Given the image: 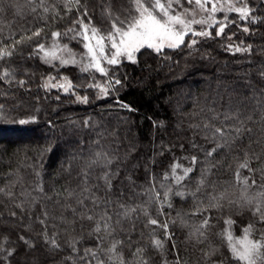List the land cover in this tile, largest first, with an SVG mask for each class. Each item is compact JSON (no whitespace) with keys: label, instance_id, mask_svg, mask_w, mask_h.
I'll return each instance as SVG.
<instances>
[{"label":"snow or ice","instance_id":"6c2138e0","mask_svg":"<svg viewBox=\"0 0 264 264\" xmlns=\"http://www.w3.org/2000/svg\"><path fill=\"white\" fill-rule=\"evenodd\" d=\"M254 12L248 0H0V83L26 89L29 70L17 60L28 49V59L54 69L78 68L88 81L79 85L63 74L48 75L40 85L46 93H70L75 102L87 105L89 95L77 91L84 87L94 92L95 100L112 99L121 110L135 112L114 96L125 86L126 75H119L124 62L137 64L144 49L160 56L165 49L186 48L192 55L201 40L219 37L229 41L225 51L251 55L252 45L232 42L235 33L226 34L225 29L235 24L250 33L249 25L264 23ZM65 21L64 27H56ZM257 75L264 81V63ZM17 107L14 103L6 110L0 102V120L12 119L21 126L38 120L36 115L16 120L10 112ZM192 115L201 118L188 123L194 150L185 157L188 164L174 159L160 177L149 174L147 187L123 167L134 148L118 157L116 149L102 143L116 133L107 125L100 130L91 117L81 126L95 127V135L75 142L59 174L49 176L52 183L44 182L39 156L9 164L0 181V264H18L21 253L6 234L13 224L31 229L55 264H193L175 242L172 226L177 224L187 229L183 243L195 256L194 264H264V84L251 85L240 100L229 95L220 107H201ZM161 125L153 121L154 127ZM48 126L55 127L51 121ZM201 158L207 162L203 170L196 168ZM21 170L36 179L26 181ZM229 172L230 178L220 179ZM177 198L192 207L162 221L159 217H169L165 209H174ZM245 209L252 221L241 236L232 231L236 220L231 214L224 216L219 232L213 231L218 215ZM191 218L197 219L189 222ZM213 235L224 242L226 252ZM17 238L24 254L37 249L30 236ZM166 243L171 247L166 249Z\"/></svg>","mask_w":264,"mask_h":264},{"label":"trees","instance_id":"16d2710c","mask_svg":"<svg viewBox=\"0 0 264 264\" xmlns=\"http://www.w3.org/2000/svg\"><path fill=\"white\" fill-rule=\"evenodd\" d=\"M248 2L255 8L254 15L264 18L262 0ZM65 24L66 21L56 27L62 28ZM249 27L252 31L244 33L232 24L225 32L235 33L232 41L234 43L238 44L243 40L245 45L251 44V55H233L225 51L224 45L229 41L224 37L207 40L197 38L201 40L196 45L199 51L192 55H189V49L186 48L182 51L165 49L160 56L144 49L137 56V64L124 62L120 66L119 75H126L125 86L114 96L115 99L124 101L138 110L135 112L121 110L112 99L95 100L94 92L84 87L78 88L77 91L81 95H89L90 102L87 105L75 102V97L70 93L62 94L55 90L46 93L40 85L48 75L63 74L79 85L88 81L78 68L54 69L38 59H28V49H25V58L17 60V64L29 70V83L26 89L0 83V102L4 103L6 110H11L14 103L19 105L10 112L16 120L28 115H36L38 120L23 126L13 123L12 119L0 120V181H3V173L8 170L9 164L19 165L25 156H39L44 162L41 173L44 182L46 185L52 183L49 176L56 177L59 174L66 159L65 154L72 151L75 142L89 140L95 135V127L89 129L81 126L83 120L88 117L100 126V130L107 125L109 132L116 133V136L106 135L102 143L109 150L116 149L118 157L123 158L130 146L134 148L123 167L136 178L138 184L143 183L147 187L149 174L160 177L174 159L187 165L188 160L185 157L194 152L190 147L193 135L188 123L190 120L195 122L201 118L192 113H198L201 107H220L229 95L234 101L240 100L249 92L251 85L258 88L264 84L257 75V69L264 63V23L251 24ZM73 46L77 51L81 50L79 46ZM57 96L60 97L59 100L56 99ZM221 97L223 99H220ZM218 99L219 104L215 103ZM110 104L111 107H102ZM49 121L54 128H49ZM153 121L158 124L162 122V125L154 127ZM196 139L203 143L200 137ZM162 147L164 152L160 155ZM152 159L156 161L154 165L151 163ZM137 164L138 167H133ZM205 166L207 162L201 158L196 168L203 170ZM20 175L29 182L36 179L34 175L28 176L23 170ZM230 175V172L228 175H221L220 179H228ZM257 179L259 180V176ZM0 186L3 184L0 183ZM191 207V204L177 198L174 209H165L170 213L169 217L159 218L162 221L172 219L176 211L186 212ZM155 208L156 206L152 205L150 210L155 212ZM4 211L7 213V209ZM229 214L236 220L232 231L239 237L243 227L252 221L246 209L218 215L213 231L221 230L223 218ZM196 219L191 218L189 222H195ZM24 223L29 221L25 220ZM172 227L176 232L175 242L179 245L181 254L185 259L191 256L194 264L195 256L191 255L190 247L183 243L187 229L181 228L179 224ZM35 228L38 230L39 225H35ZM6 234L21 253L16 258L18 264H55L53 257L40 248L39 237L31 229L26 231L22 224H13ZM18 234L36 240L37 249L24 254V246L18 241ZM157 235L162 238V230L157 229ZM212 239L216 245L221 246L222 252H226V245L218 236L213 235ZM170 247L171 244L166 243V249ZM186 248L188 251H185ZM168 258L171 260L172 255ZM225 264H228L227 260Z\"/></svg>","mask_w":264,"mask_h":264},{"label":"rangeland","instance_id":"374dc122","mask_svg":"<svg viewBox=\"0 0 264 264\" xmlns=\"http://www.w3.org/2000/svg\"><path fill=\"white\" fill-rule=\"evenodd\" d=\"M215 30L213 29V32H214Z\"/></svg>","mask_w":264,"mask_h":264}]
</instances>
